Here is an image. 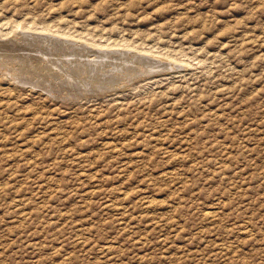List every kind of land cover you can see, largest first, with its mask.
<instances>
[{
    "label": "rangeland",
    "instance_id": "obj_1",
    "mask_svg": "<svg viewBox=\"0 0 264 264\" xmlns=\"http://www.w3.org/2000/svg\"><path fill=\"white\" fill-rule=\"evenodd\" d=\"M14 1L16 59L86 63L13 27L127 55L94 87L0 74V264H264V0ZM130 53L155 68L124 87Z\"/></svg>",
    "mask_w": 264,
    "mask_h": 264
},
{
    "label": "bare ground",
    "instance_id": "obj_2",
    "mask_svg": "<svg viewBox=\"0 0 264 264\" xmlns=\"http://www.w3.org/2000/svg\"><path fill=\"white\" fill-rule=\"evenodd\" d=\"M2 1V0H1ZM8 1V0H7ZM11 1H14V0H11ZM10 2V1H9ZM15 2V1H14ZM6 3V1H5ZM2 4V3H1ZM0 4V5H1ZM10 4V3H8ZM6 21V20H5ZM30 21V20H29ZM28 23V22H27ZM19 24V23H18ZM14 25V24H13ZM12 25V26H13ZM15 26H17L15 24ZM35 27V26H34ZM11 28V27H10ZM18 27H13V29L11 30L10 32V36H11V41L13 43V45H19V47L17 48H30V46H38V47H42L43 44L42 43H47L45 44L46 46H48L49 44L52 45L51 47L55 46L56 48H59L57 51H55L54 49L52 50L53 52L55 51V54L56 55L57 53L56 52H66V53H70V54H73L74 56H82V55H85V61L86 63H78V64H71L70 66L67 65L68 62H66L65 64L64 61L63 63H61V61H57L56 63L57 64H60V65H57L55 62L53 63H50L48 60H52L51 58H49L47 55H45V57L47 56L48 57V60H46L47 58H41V59H35L34 57V61H32L33 59H16L14 58L11 54L8 55L9 53L7 52L8 51V45L10 44L7 43V48H3L5 49V51H1V48H0V74L2 79L3 77L5 76L6 78L10 79V80H15L16 82L18 81H23V83L25 82H28V83H31L32 86L34 85L35 83V87L36 85V82L39 81L41 82L42 84V79L45 80V78L48 80L49 78L52 79L54 77H58V78H62V75H65L67 80H70L72 82H74V77H78V79H82L83 76H85V74L87 73H91V75L93 76V78H90L91 80L89 81L90 85L89 86H95L94 84L96 83V81L98 80V76L101 72H105L107 67L110 66L109 64H111L110 62L112 61H116V60H119L124 58V56H126L127 54H124V53H119V54H109V53H102V52H96V50H93L92 51H89L87 47H83V49H79V48H76V46L73 45V43L75 42H66L64 40L62 41H58L59 39H56L55 37L53 38H49V37H38L37 36H34L33 34H25V33H18L17 31H15ZM29 28V27H28ZM25 29V28H24ZM46 29V28H45ZM28 30V29H26ZM48 30V29H47ZM32 31V30H31ZM3 32V31H2ZM27 33V32H26ZM62 33V32H61ZM3 34V33H2ZM1 35V34H0ZM55 35V34H54ZM3 36V35H2ZM5 36V35H4ZM40 36V35H39ZM42 36V35H41ZM44 36V35H43ZM65 37V36H64ZM55 38V39H54ZM10 39V38H9ZM8 39V40H9ZM71 39V38H70ZM6 40V39H5ZM7 40V41H8ZM61 40V39H60ZM64 41V42H63ZM49 42V44H48ZM11 43V44H12ZM53 43V44H51ZM28 44V45H27ZM77 44V43H76ZM0 45H3V44H0ZM21 45V46H20ZM87 45V44H86ZM81 45L79 44V47ZM83 46V45H82ZM81 46V47H82ZM89 46V45H87ZM0 47H4V46H0ZM13 48V47H11ZM28 48V49H29ZM32 48V47H31ZM54 48V47H53ZM97 48V47H96ZM103 48V47H102ZM109 48V47H108ZM27 49V50H28ZM41 49V48H40ZM52 48H50L51 50ZM98 49V48H97ZM10 50V48H9ZM100 50V49H99ZM119 50V49H118ZM16 51V50H15ZM19 51V50H18ZM17 51V52H18ZM29 51V50H28ZM53 52L52 53V58H53ZM106 52V51H105ZM42 53V52H41ZM50 53V54H51ZM65 53V54H66ZM49 54V55H50ZM60 54V53H59ZM57 54V55H59ZM64 54V55H65ZM14 55V54H13ZM36 55V54H35ZM43 55V54H42ZM123 55V56H122ZM136 55V54H134ZM140 56V55H139ZM151 56V55H150ZM17 57V55H16ZM57 57V56H56ZM62 57V56H61ZM61 57H58L59 59ZM67 57V56H66ZM77 57V58H78ZM93 57V60H87V58H91ZM20 58V57H19ZM23 58V57H22ZM33 58V57H32ZM64 58V57H63ZM62 59V58H61ZM64 60L66 61V59L64 58ZM73 61V60H72ZM84 61V60H83ZM124 62V61H122ZM121 62V63H122ZM154 62V61H153ZM70 63V62H69ZM68 63V64H69ZM77 63V61H76ZM128 64V67L124 68L122 71H120V73L118 72L117 75H122V82H121V85H124V87H127L129 85V82L130 81H134L136 79H139L140 77H144L148 71V69L150 70V68L152 69L154 67V63L152 64L149 60H147L146 58L143 59V58H140V57H137V56H133L129 55L127 61L125 62ZM171 63V62H170ZM115 64V63H114ZM67 65V66H66ZM118 65V64H117ZM123 65V64H121ZM156 65V64H155ZM115 66V65H114ZM124 66V65H123ZM120 67V66H119ZM123 68V67H121ZM155 68V67H154ZM118 69V67H117ZM110 71V70H109ZM117 72V70H116ZM149 72V71H148ZM75 74L77 76H72V75H69V74ZM153 73V72H152ZM4 77V78H5ZM116 77V76H115ZM49 79V82H52L54 79H52V81H50ZM77 79V80H78ZM124 79V80H123ZM46 80V82H47ZM14 81V82H15ZM76 81V80H75ZM79 81V80H78ZM11 82V81H10ZM20 82V83H21ZM45 82V81H43ZM45 82V83H46ZM48 82V83H49ZM19 83V82H18ZM44 83V84H45ZM47 84V83H46ZM26 85V84H25ZM120 84H117V85H111L110 88H108L107 90H105L106 92H109L111 91V89L115 88V86H118V87H121ZM40 86V84H39ZM38 86V87H39ZM73 87V86H72ZM77 88V87H76ZM117 88V87H116ZM44 89V88H43ZM74 89V88H73ZM77 90V89H75ZM98 90V89H97ZM93 91L94 94H97L98 91ZM87 92V91H85ZM85 92H82L83 94ZM91 92V91H90ZM1 102V101H0ZM2 103V102H1ZM6 105H9V104H6ZM4 108V106H3ZM8 108V107H7ZM6 108V109H7ZM12 108V107H11ZM1 109V108H0ZM5 109V110H6ZM149 206V205H148ZM210 217V216H209Z\"/></svg>",
    "mask_w": 264,
    "mask_h": 264
}]
</instances>
